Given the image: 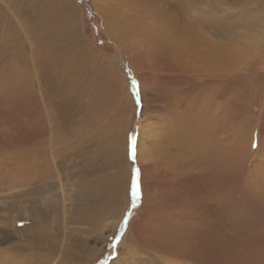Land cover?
Returning a JSON list of instances; mask_svg holds the SVG:
<instances>
[{"label": "rangeland", "instance_id": "374dc122", "mask_svg": "<svg viewBox=\"0 0 264 264\" xmlns=\"http://www.w3.org/2000/svg\"><path fill=\"white\" fill-rule=\"evenodd\" d=\"M138 19L148 45L121 42ZM181 45L237 65L197 97ZM61 57L83 60L71 81ZM263 182L264 0H0V264H264Z\"/></svg>", "mask_w": 264, "mask_h": 264}, {"label": "bare ground", "instance_id": "6f19581e", "mask_svg": "<svg viewBox=\"0 0 264 264\" xmlns=\"http://www.w3.org/2000/svg\"><path fill=\"white\" fill-rule=\"evenodd\" d=\"M257 16V15H256ZM256 16H255V18H256ZM259 18H261V16L259 17ZM173 21V20H172ZM178 23V22H177ZM60 26V25H59ZM132 26V29L130 30V27ZM45 27V26H44ZM46 28V27H45ZM45 28H43V29H45ZM48 28V27H47ZM53 28V27H52ZM56 27H54V29H55ZM67 28V27H66ZM180 28V27H179ZM42 29V30H43ZM57 29H60V28H57ZM68 29V28H67ZM180 29H182V28H180ZM184 29V28H183ZM51 30V29H50ZM173 30H171L170 32H172ZM181 31V30H180ZM179 31V32H180ZM187 31H189V30H187ZM54 32V31H53ZM55 32H58V31H55ZM158 32H160V31H158ZM174 32V31H173ZM59 33H60V30H59ZM63 34L64 33H66L65 32V30L62 32ZM69 33V32H68ZM72 33H74V32H72ZM127 33V34H126ZM151 33H154V29H153V27H152V25L149 23V22H145V21H143V20H136V21H133L131 24L130 23H127V25H125V24H122L121 26H120V28L119 27H117V36L119 37V36H121V42H123L122 40L123 39H128V38H130V39H133V40H135V41H137V43H139V41L141 42V44H143V46H144V44L147 46L148 45V41L146 40V39H149V36H152V34ZM190 33V32H189ZM188 33V34H189ZM76 34V33H75ZM163 34H166V33H163ZM162 34V35H163ZM47 35V34H46ZM67 35V34H66ZM66 35H62L63 36V38H64V36H66ZM176 34H174V36H175ZM183 35V34H182ZM61 36V35H60ZM68 36H69V34H68ZM67 36V37H68ZM75 36V35H74ZM178 36V35H177ZM54 37H59V35L58 36H54ZM128 37V38H127ZM171 37H173V36H171ZM184 37V36H183ZM50 38V37H49ZM60 38H62V37H60ZM75 38V37H74ZM78 38V37H77ZM179 38L181 39V37L179 36ZM188 38V37H187ZM196 38V37H195ZM41 39V38H40ZM58 39V38H57ZM65 39V38H64ZM70 39H73L72 37L70 38ZM183 39H185V38H183ZM177 40V39H176ZM203 40V39H202ZM35 41H37L36 40V38H35ZM76 41V40H75ZM77 41H79L78 39H77ZM124 41H126V40H124ZM166 41H169V40H165V42ZM205 41V40H204ZM209 41V40H208ZM63 42H65V41H63ZM67 42H73L72 40H68ZM158 42H160V39H159V41ZM163 42V41H162ZM164 42V43H165ZM172 42V41H171ZM185 42V41H184ZM190 42H192V41H190ZM39 43V42H38ZM37 43V44H38ZM167 43H169V42H167ZM178 43V42H177ZM204 43V42H203ZM203 43H201V45H203ZM40 44V43H39ZM171 44V43H170ZM183 44H185V43H183ZM47 45H49V44H47ZM67 44L66 43H64V47L66 46ZM169 45V44H168ZM177 44H175V48H178L177 46H176ZM44 46H46V45H44ZM171 46H173L172 44H171ZM181 46H183L184 48H181V50L182 51H180V50H176V51H174V52H177V51H180L181 53L183 52V53H185V54H187V53H189L188 55H191V54H194L193 55V57L194 56H196V60H197V58L199 59L198 61H196V62H192V63H189V65H183L182 64V60L180 59V58H182V57H178V55L180 56V54L181 53H178V55H176V53L174 54L175 55V59L176 60H174V62L178 65V66H181V68H180V72L182 73L181 75H178V78L180 77V78H184V79H180V80H183V81H187V82H190V83H193V84H191V88H190V90H192V89H194V90H196L195 92H196V94H193V95H195V96H197V97H199V95L200 94H202V91H200V87L203 89L204 87H207V86H209V84L210 83H219L220 84V82H219V77L216 75V73L218 72L219 73V71H221V70H225V69H229V70H231V69H234L235 67H236V65H237V62H236V59L233 61V62H229V60L230 59H228L229 57H227L226 55H225V60L223 61V60H221L220 59V55L219 54H215V52L213 53V52H205L206 51V48L207 47H209V46H207L205 49H204V51L203 50H201V52H199L196 48L197 47H194L193 45H191V48L189 49V47H186V45H181ZM213 46V45H212ZM156 47H159V46H156ZM166 47H168V46H166ZM199 47H201L202 48V46H199ZM45 48V47H44ZM151 49L153 48V47H150ZM165 48V47H164ZM169 48V47H168ZM174 48V47H173ZM39 49V48H38ZM43 49V48H42ZM48 49V48H47ZM171 49V48H170ZM170 49H167V50H170ZM199 49V48H198ZM217 49H219V48H217ZM54 50V49H53ZM172 50V49H171ZM216 50V49H215ZM223 51V50H222ZM37 52V51H36ZM39 52V51H38ZM217 52H218V50H217ZM35 53V52H34ZM87 53H88V51H87ZM163 53V52H162ZM169 53V52H168ZM38 54V53H37ZM89 54V53H88ZM64 54H62V56H63ZM165 54H163V56H164ZM170 55V54H169ZM199 55V56H198ZM217 55H219V57L217 56ZM231 55V54H230ZM34 56H37V55H34ZM90 56V55H89ZM132 58V60H134V58L133 57H131ZM171 58V57H170ZM191 58V57H190ZM195 58V57H194ZM222 58V57H221ZM169 59V58H168ZM172 59V58H171ZM192 59V58H191ZM32 60H34V59H32ZM37 60V59H36ZM90 58H89V62H90ZM170 60V59H169ZM189 60V59H188ZM184 61V60H183ZM195 61V60H194ZM34 62V61H33ZM83 62V60H80V59H76V61H75V59H73V60H70V59H65L64 57H61V65L62 66H64V68H65V72H64V76H66V78H68V80H69V75L70 74H73V73H75L76 71H79V69H78V67H81L79 64L80 63H82ZM135 62V61H134ZM85 63H86V61H85ZM84 63V64H85ZM173 63V62H172ZM55 64V63H54ZM79 65V66H78ZM177 65H173V66H177ZM178 66H177V68H178ZM138 70H139V68H138ZM192 71H196L194 74L193 73H191ZM175 73H176V71H175ZM178 74V73H177ZM221 74V73H220ZM192 75H195L196 77L197 76H199V75H201V76H203L204 77V83L202 84V85H199L198 84V81L200 80V78H193L192 77ZM62 77V76H61ZM70 77H72V76H70ZM73 78V77H72ZM241 78V77H240ZM244 81H245V79H243ZM62 81H65V80H62ZM69 81H71V80H69ZM66 82H68V81H65V83ZM180 84V83H179ZM181 85V84H180ZM183 85H185V84H183ZM182 86V85H181ZM74 88V87H73ZM180 89V88H179ZM183 88H181V90H182ZM243 89V88H242ZM70 90H72V89H70ZM180 90V91H181ZM63 91V90H62ZM65 91V90H64ZM63 91V92H64ZM73 91H75V89L73 90ZM183 91V90H182ZM185 91V90H184ZM183 91V92H184ZM178 92V91H177ZM259 92V91H258ZM85 93V92H84ZM69 94V93H68ZM84 95V94H83ZM185 95V94H184ZM113 97V96H112ZM185 97V96H184ZM190 97V96H189ZM177 102V101H176ZM113 103V102H112ZM196 103V102H195ZM195 103H194V101H192L191 103H190V105L192 106V107H195ZM103 104V103H102ZM95 106V105H94ZM174 107V106H173ZM200 108H202V110H203V114H205V111H206V109L207 110H210L209 109V107L208 106H204V105H202ZM94 110V109H93ZM99 110V109H98ZM92 111V110H91ZM90 111V112H91ZM96 112V111H95ZM177 114V113H176ZM106 115V114H105ZM207 115H208V113L204 116H202V121H205L206 120V118H207ZM95 116V115H94ZM97 116V115H96ZM100 117V116H99ZM92 121V120H91ZM52 124V123H51ZM203 124V123H202ZM53 125V124H52ZM54 126V125H53ZM53 126H52V128H53ZM56 126V125H55ZM184 126V125H183ZM199 126V125H198ZM198 126H196V124L194 123V122H192V123H189L188 125H186L185 127L187 128V130H185L184 131V137H183V139L185 140L186 139V137H189V140H186V141H190V139L192 138V139H197V140H199V141H201L199 138L200 137H202V138H204V139H206L207 138V133H206V131L204 130V129H200ZM57 127V126H56ZM216 129V128H215ZM53 131V130H52ZM209 131V130H208ZM174 133L175 132H173V137H171V139H170V141H171V143H170V145L172 144V146L174 145ZM202 134V135H201ZM182 137V136H181ZM191 137V138H190ZM199 137V138H198ZM194 141V140H193ZM191 142H192V140H191ZM168 143H169V141H168ZM212 143V142H211ZM214 143V142H213ZM262 143V142H261ZM80 144H82V141H81V143ZM196 144H199V145H201L200 143H196ZM186 145V144H185ZM194 146V145H193ZM210 146V145H209ZM213 146V145H212ZM82 147V146H81ZM177 147V146H176ZM176 147H173L172 149H175ZM188 147V146H187ZM195 147V146H194ZM201 147V146H200ZM65 148V147H64ZM192 148V147H191ZM197 148V147H196ZM196 148L194 149V150H196ZM202 148H204L203 146H202ZM176 149H178V148H176ZM201 149V148H200ZM212 149V148H211ZM210 149V150H211ZM183 150H186V149H183ZM207 150H209V148H207ZM217 150V149H216ZM204 151H206V150H204ZM218 152H219V150H217ZM59 152V151H58ZM193 152V151H192ZM187 153V152H186ZM177 155V154H176ZM192 155V154H191ZM206 155V154H205ZM190 156V155H189ZM208 156V155H207ZM210 156V155H209ZM215 155L213 154V157H214ZM119 157H120V155H119ZM201 157H203V156H201ZM147 158V157H146ZM152 158V157H151ZM204 158V157H203ZM210 157H208V159H209ZM221 158V157H220ZM219 158V159H220ZM218 159V158H217ZM216 159V160H217ZM148 161H149V159H147ZM205 160V159H204ZM209 162V161H208ZM211 162V161H210ZM258 162H259V160H258ZM207 163V162H206ZM217 163H218V160H217ZM221 163V162H220ZM261 163V162H260ZM208 166V165H207ZM225 166V165H224ZM215 167V166H214ZM206 168V167H205ZM212 169V168H211ZM40 171V170H39ZM41 172V171H40ZM38 175V174H37ZM39 176H40V174H39ZM35 178H36V175H35ZM41 178V177H40ZM248 178V177H247ZM258 182V181H257ZM260 182V181H259ZM37 183V182H36ZM261 183V182H260ZM264 183V182H263ZM254 185H255V183H254ZM257 185H259V184H257ZM256 185V186H257ZM258 187H260V186H257V188ZM262 187V186H261ZM250 188V187H249ZM264 188V187H263ZM217 191V190H216ZM259 191H261V190H259ZM257 193V192H256ZM256 193H255V195H256ZM220 195V194H219ZM152 197V196H151ZM264 197V196H263ZM262 197V198H263ZM119 198V197H118ZM212 199V198H211ZM202 201V200H201ZM114 202V201H113ZM152 202V201H151ZM153 203V202H152ZM262 203H264V202H262ZM154 204H155V202H154ZM191 205V204H190ZM193 205V204H192ZM154 206V205H153ZM263 206V205H262ZM261 207V206H260ZM150 208V207H149ZM264 207H262V209H263ZM150 210V209H149ZM157 210V209H156ZM159 210V209H158ZM37 211V210H36ZM145 211H147V210H145ZM160 212V211H159ZM158 213V212H157ZM264 213V212H263ZM155 215V214H154ZM260 216H263V215H260ZM172 217V216H171ZM218 218V217H217ZM256 219V218H255ZM176 220V219H175ZM263 221V220H262ZM157 223V222H156ZM193 223V222H192ZM209 223V222H208ZM211 225V224H210ZM215 227V226H214ZM147 228H149V227H147ZM194 228V227H193ZM216 228V227H215ZM218 228H220V227H218ZM168 229V228H167ZM166 229V230H167ZM208 230V229H207ZM220 230V229H219ZM218 230V231H219ZM221 230H222V228H221ZM227 232V231H226ZM239 234V233H238ZM143 235V234H142ZM191 235V234H190ZM153 236V235H152ZM151 236V237H152ZM194 236V235H193ZM196 236V235H195ZM220 237V236H219ZM223 237V236H222ZM205 238V237H204ZM254 238V237H253ZM217 239V238H216ZM132 242V241H131ZM141 242V241H140ZM205 242V241H204ZM216 242V244H217V248H214V252L217 254V253H221V251L224 249L223 248V240L222 239H218V240H216L215 241ZM155 243V242H154ZM146 244H147V242H146ZM149 244V243H148ZM200 244V243H199ZM154 246V245H153ZM198 246V245H197ZM226 246V245H225ZM204 247V246H203ZM214 247V246H213ZM212 247V248H213ZM191 248V247H190ZM195 248H197V247H195ZM187 249V248H186ZM200 249V248H199ZM228 250V249H227ZM195 251V250H194ZM197 251H198V249H197ZM203 250H201V252H202ZM248 251V250H247ZM164 252V251H163ZM179 252V251H178ZM206 252V251H205ZM169 253V252H168ZM191 253H193V252H191ZM198 254V253H197ZM200 254V253H199ZM130 255V254H129ZM223 256V255H222ZM187 258V257H186ZM242 258H244V257H242ZM232 259V258H231ZM224 260V259H223ZM235 260V259H234ZM249 260V259H248ZM242 263V262H241ZM240 263V264H241ZM244 263V262H243ZM253 263V262H252Z\"/></svg>", "mask_w": 264, "mask_h": 264}, {"label": "snow or ice", "instance_id": "6c2138e0", "mask_svg": "<svg viewBox=\"0 0 264 264\" xmlns=\"http://www.w3.org/2000/svg\"><path fill=\"white\" fill-rule=\"evenodd\" d=\"M135 81H133V89L135 90ZM134 95H138L134 91ZM135 142H136V137L135 136H130L129 137V159L132 161V172H131V180H130V197H131V208L135 209L138 206V203L141 198V190H140V170L135 167L136 163V149H135ZM255 146V145H254ZM131 209L129 210L128 214H126L123 217V222L119 225L117 234L114 236L112 243L110 247L115 250L117 245L120 242V239L123 236V233L126 229L129 215H130ZM111 258V257H110ZM105 264L107 262L105 261Z\"/></svg>", "mask_w": 264, "mask_h": 264}, {"label": "trees", "instance_id": "16d2710c", "mask_svg": "<svg viewBox=\"0 0 264 264\" xmlns=\"http://www.w3.org/2000/svg\"><path fill=\"white\" fill-rule=\"evenodd\" d=\"M99 260H100V259H99ZM99 260H98V261H96V262H94V264H99V263H100V261H101V260H100V261H99Z\"/></svg>", "mask_w": 264, "mask_h": 264}]
</instances>
